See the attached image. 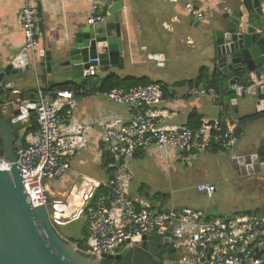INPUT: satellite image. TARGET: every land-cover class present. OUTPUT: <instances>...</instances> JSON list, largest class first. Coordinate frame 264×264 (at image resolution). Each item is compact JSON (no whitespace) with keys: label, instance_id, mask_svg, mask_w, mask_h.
<instances>
[{"label":"built area","instance_id":"2783aa9c","mask_svg":"<svg viewBox=\"0 0 264 264\" xmlns=\"http://www.w3.org/2000/svg\"><path fill=\"white\" fill-rule=\"evenodd\" d=\"M29 1L32 0H25L19 16L23 49L28 54L30 65L35 68L38 64L35 55L40 12ZM80 1L90 5L88 24L102 22L95 0ZM167 1L173 5L184 1V10L193 20H205L204 12L193 1ZM96 72L97 66H89L85 75L93 77ZM34 94L37 129L28 134L23 142L17 143L15 163L31 204L40 206L47 204L45 181L68 173L72 159L85 146L88 137L62 129L59 111L65 105H71L70 92L57 91L51 100L38 86ZM102 95L108 102L127 106L128 119L124 124L106 127L101 135V141L111 156L105 166L108 172L106 178L98 180L81 176L77 192L66 200L65 208L71 197L76 199L71 215L64 216L58 204L54 206L56 211L51 223L56 232L70 222L82 220L86 224V248L82 251L98 258L117 255L127 247H139L143 236L164 237L169 232L170 243L181 253L179 260H173L178 263L261 264L264 215L210 218L190 208L163 210L137 202L128 196V177L121 170L122 164L130 162L136 152L149 149L162 156H168L170 152L184 154L183 161L189 163L207 151L213 140L220 139L223 147H229L233 131L227 128L221 135V126L216 123H204L198 129L167 126L159 83L116 88ZM11 165V161L0 158V171L9 170ZM196 189L207 198H211L215 190L211 184H199Z\"/></svg>","mask_w":264,"mask_h":264},{"label":"crops","instance_id":"0c3cea01","mask_svg":"<svg viewBox=\"0 0 264 264\" xmlns=\"http://www.w3.org/2000/svg\"><path fill=\"white\" fill-rule=\"evenodd\" d=\"M95 1L99 6L98 14L103 18L102 21L108 19V8L112 0ZM191 1L204 12V21L193 20L184 10V1L173 5L168 3L167 0H122L123 8L119 12L124 65H126L125 60L127 57L129 58L128 66L130 67H136L138 63L145 64V53V56L148 54V61L152 60L157 67H162L165 64L166 57H169L172 62L183 66L181 68L176 67L178 71L186 73L182 78H169L162 81L157 77H151L146 71L141 75L128 73L124 70L126 66L123 65L122 69L97 70L96 75L93 77L86 76L85 70L82 77H73L71 71L58 70L53 72L52 82L50 83L47 79L42 81L40 77L42 72L37 64L33 68L36 77L32 72L33 77L27 75V80L16 85L15 92H19L17 95L20 94V97L24 94L30 97L36 92L38 86L46 88L56 84L73 83L78 87V90L71 92V105L62 107L59 116L62 117L61 125L65 132H80L82 135L86 134L88 138L86 144H84L85 146L78 150L72 159L68 173L61 178L45 181L46 192L51 197L67 200L70 195L77 192L81 176L98 180H103L107 176L103 166V154L107 151V147L101 141V135L108 126L124 124L129 115L127 106L108 102L100 91V81L109 73H114L120 77L126 75L137 78L146 77L161 82L163 85V109L168 118L166 121L167 126L187 127L190 114L195 112L200 117V126L204 123L220 124V122H224L226 128L234 132L238 117L254 115V105L240 106L237 112L234 111V106H229L228 110H224L223 106L215 105L213 96L207 93L208 91L206 92L201 87L196 88L195 84L191 87L184 82L193 80L201 66L207 67L210 71L217 70V63L214 58V32L224 28L227 23L226 19L229 16H236V11L242 4V0ZM29 3L37 7L40 12V19L37 24L38 47L37 55H35L38 63L44 61V56H40V52H50L55 55L59 49L69 45L73 35L87 24L89 18L90 5L80 0H32ZM24 5L25 0H0L1 57L6 54H18L23 49V34L19 15ZM223 19H225V22L222 21ZM185 54L186 56H184ZM180 82H184V84H178ZM167 84L182 85V87H174L176 90L178 88L182 90L179 92L170 91ZM45 94H48L51 100L54 98V93L45 92ZM34 96L36 100V95L34 94ZM34 115L35 110L31 112L30 119ZM263 126L264 121L254 120L248 122L243 126L240 138L231 137L230 145L227 147L228 150L207 151L213 154L228 151L232 156L241 155L246 152V144L255 139L259 129ZM30 133H27V135ZM145 153H151L162 161H174L178 154L177 152H170L168 156H162L152 149L141 150L130 162L122 164L121 170L128 177V196L137 202L147 203L143 198L134 197L131 193V184L133 183L132 162ZM231 171L232 173L229 172V175L234 186L237 187L238 194L248 203L241 201V205L234 207L230 212L226 214L222 212L224 216L219 215L220 211L213 207L188 208L199 211L210 218L227 219L234 216L264 215V181L252 176L240 175L233 168H231ZM199 183L213 185L215 188L214 193H216L217 181L207 178V180L204 179V182L199 181ZM232 187L228 188V193H233ZM139 191H142V186L139 187ZM198 193L202 195L200 192ZM215 195L213 194L211 198L202 196L210 201ZM60 205L58 204V208L63 206ZM75 205L73 203L67 206L68 215L74 212ZM185 207L187 206H175L171 209L178 211ZM163 210H167V208Z\"/></svg>","mask_w":264,"mask_h":264},{"label":"water","instance_id":"95a60500","mask_svg":"<svg viewBox=\"0 0 264 264\" xmlns=\"http://www.w3.org/2000/svg\"><path fill=\"white\" fill-rule=\"evenodd\" d=\"M122 8V0H112L108 19L94 25L85 24L73 35L71 43L55 55L40 52V56H44V61L38 63L42 81L47 79L51 83L53 72L58 70L82 77L89 66L103 71L122 69L124 54L119 17ZM226 21L224 28L214 32V58L223 77V92H206L213 96L215 105L223 106L224 110L234 106L237 112L240 106L254 105L255 113L264 112V0H242L236 16H229ZM32 67L24 49L15 55L0 56V158L12 162L9 170L0 171V264L118 261L134 247L101 258L76 249L74 244L59 236L51 223L56 211L54 206H66L67 201L53 198L46 192L47 204L33 206L26 194L15 163V144L27 134L36 100L34 94L20 97L15 87L27 80V75L34 76ZM245 148V153L231 156L232 168L240 175L264 181V126ZM170 237L169 232L164 237L143 236L139 248L160 259L165 249L176 251ZM262 260L264 262V255ZM163 264L187 263L164 261Z\"/></svg>","mask_w":264,"mask_h":264},{"label":"rangeland","instance_id":"374dc122","mask_svg":"<svg viewBox=\"0 0 264 264\" xmlns=\"http://www.w3.org/2000/svg\"><path fill=\"white\" fill-rule=\"evenodd\" d=\"M147 56L148 54L145 56L144 53L145 64L138 63L136 67L128 66L129 58L127 57L124 70L128 71V73H138L137 75H141L146 71L151 77H157L162 81H166L169 78L179 79L186 75V73L176 69V67L181 68L183 66L172 62L169 57H166L164 66L157 67L156 63L152 60L148 61ZM174 87H182V85L167 84V88L170 91L179 92L182 90L181 88L176 90ZM221 147H223L222 144ZM223 148H226L225 150L229 149L227 147ZM207 152L189 163L183 161L184 154L181 153H177V158L174 161H162L151 153H145L142 157L136 158L132 162V196L141 197L147 201L148 205L163 209H171V207L175 206H187L185 208L199 207L200 209L201 207H213L217 208V211H220L218 214L221 216H224L222 212L226 214L233 210L234 207L241 205V201L247 202L240 197L237 187L234 186L229 175V172L232 173L231 168L233 167L231 161L232 154L228 151L216 154ZM207 178L217 181L216 193H213L217 195L213 196V199L210 201L200 195L196 189L199 184H203L199 183V181L204 182V179L207 180ZM140 186H142V191H139ZM230 186H233L232 194L231 192H227ZM79 226L80 223L68 226L70 232H73V237H80ZM60 235L64 240L69 242V236H66V234ZM174 253L176 255L175 259L178 258L179 260L181 253L179 251H175Z\"/></svg>","mask_w":264,"mask_h":264},{"label":"trees","instance_id":"16d2710c","mask_svg":"<svg viewBox=\"0 0 264 264\" xmlns=\"http://www.w3.org/2000/svg\"><path fill=\"white\" fill-rule=\"evenodd\" d=\"M222 75L220 72L216 69H213L210 71L207 67L201 66L198 70V73L196 77L191 80V81H184L185 83L189 84L191 87L193 84H195L196 88L201 87L203 90L206 91H216V93H222L223 92V79ZM156 81L150 80L149 78L146 77H133V76H123L120 77L114 73H109L106 76H104L101 81V87L100 91L102 93L108 92L109 90L116 89V88H123V89H128V88H133V87H138V86H145L150 83H154ZM184 82H180L178 84H184ZM161 84V82H156ZM162 88L163 85L161 84ZM45 92L49 93H55L57 91H69L72 92L73 90H78V87L73 84V83H63V84H56L51 87H43ZM35 119V115L33 116L32 119H30V126L28 127V133L34 132L37 129V124ZM264 119V112L260 113H254L243 116V117H238L236 121V128L232 134L236 139L240 138L243 132V126L246 125L248 122L254 121V120H261ZM200 117L195 113L192 112L190 114V119H189V124L186 126L190 129H198L200 127ZM221 126V135H224L226 132L227 128L224 122H220ZM231 136V137H232ZM221 140L216 139L211 141L210 147L208 150H211L213 152H218L220 150H225L223 147H221ZM138 155V152H136L135 157ZM110 154L106 151L103 154V166L105 168L106 164L108 161H110ZM108 175V172H107ZM74 223H80L79 226V231H80V237H73V232H70V229L68 226L73 225ZM60 234H63L66 236H69V242L72 244H75L77 246V249L79 250H85L86 248V224L83 223L82 220L78 221H73L70 224H67L66 226H63L59 230ZM66 232V233H65ZM176 255L173 251L166 249L163 257L160 259H157L153 254L148 253L141 248L134 247L130 251V253L118 260V261H108V260H103L101 264H163L164 261H173L175 260ZM261 264H264L262 262Z\"/></svg>","mask_w":264,"mask_h":264},{"label":"bare ground","instance_id":"6f19581e","mask_svg":"<svg viewBox=\"0 0 264 264\" xmlns=\"http://www.w3.org/2000/svg\"><path fill=\"white\" fill-rule=\"evenodd\" d=\"M75 200H76L75 198L71 197L69 204H72ZM60 208H61V211H64V213H63L64 216L68 215L67 208H65V206H62Z\"/></svg>","mask_w":264,"mask_h":264},{"label":"clouds","instance_id":"9594fccd","mask_svg":"<svg viewBox=\"0 0 264 264\" xmlns=\"http://www.w3.org/2000/svg\"><path fill=\"white\" fill-rule=\"evenodd\" d=\"M66 92H69V91H66ZM71 93V92H70ZM72 94V93H71ZM188 128V127H187ZM27 133H28V131H27ZM27 136V134L21 139V140H19L18 141V143L20 142H23V140L25 139V137ZM58 234H59V236L61 237V235H60V232H58ZM62 238V237H61ZM68 242V241H67ZM75 245V244H74ZM76 246V245H75ZM76 249H77V246H76Z\"/></svg>","mask_w":264,"mask_h":264},{"label":"flooded vegetation","instance_id":"af4514ba","mask_svg":"<svg viewBox=\"0 0 264 264\" xmlns=\"http://www.w3.org/2000/svg\"><path fill=\"white\" fill-rule=\"evenodd\" d=\"M17 143H18V142H16L15 147H16ZM138 248H139V247H138ZM165 250H166V249H165ZM165 250H164V252H165Z\"/></svg>","mask_w":264,"mask_h":264}]
</instances>
